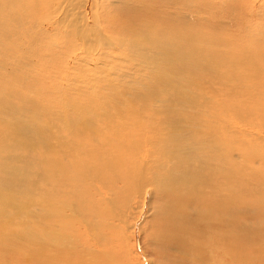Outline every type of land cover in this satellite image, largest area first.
<instances>
[{
    "label": "bare ground",
    "instance_id": "1",
    "mask_svg": "<svg viewBox=\"0 0 264 264\" xmlns=\"http://www.w3.org/2000/svg\"><path fill=\"white\" fill-rule=\"evenodd\" d=\"M30 1L0 0V52L10 58L0 79L11 81L0 88V264H143L131 241L155 192L173 197L159 238L188 264H264V31L254 23L264 0H182L209 13L204 29L226 10L244 32L255 24L243 42L180 30L172 15L158 32L156 6L177 15L180 0L128 4L152 29L129 41L128 21L111 27L99 0ZM59 34L74 42L69 53ZM25 48L36 73L21 76L14 61L33 58ZM94 216L130 246L91 250ZM81 237L86 247L70 243Z\"/></svg>",
    "mask_w": 264,
    "mask_h": 264
},
{
    "label": "rangeland",
    "instance_id": "2",
    "mask_svg": "<svg viewBox=\"0 0 264 264\" xmlns=\"http://www.w3.org/2000/svg\"><path fill=\"white\" fill-rule=\"evenodd\" d=\"M21 1L23 3H26V4L31 3L30 0L29 1L28 0H21ZM132 1L133 0H131V1L130 0H99V2H100L99 7H101V8L102 7H105L106 12H107V14H106L107 15V19H108L107 21L110 22L109 25L111 27L112 26H116L115 23H116L117 19L120 20V17H121V20L128 21V23L130 24L129 26L126 27V29L124 28L123 31H124L125 34H122L119 31H117V32H119L120 34L123 35L122 38L125 39L126 41H129V39L131 40L138 33H139V36H141V34H143V33L144 34H151V32H152V29H150V25L146 24L147 25V29H146L145 28L146 27V25H145L146 22H142L141 19H140V21H138V19H136V18H138V15H136L135 17H132V14L133 13H137L138 12L136 9H133L132 7L128 6V4H133L134 3ZM222 1L220 3H223ZM39 2H41V4H43V5H45V3H44L45 0H40ZM160 2L161 1H158L156 3L158 4ZM179 5H180V9H182V10L178 9V14L177 15H173L172 14V9H170L169 12H168L167 9L161 7V3L156 6L158 8H157V11L155 12V17L153 18V22H154L153 25L155 26V29H157L158 32H166L168 30L167 24H168V21L171 18V15L173 16L172 19L175 20L176 25L178 26V28L180 30L187 29L188 32H192V33H195V34H196V32H198V31L201 32V30H202L203 32H205L204 34L205 35H208L209 37L212 34L213 38H215V36H217L218 33H216V32L222 33V36L224 37L225 40L226 39L229 40V38H232V36H235V34H236L239 37H238V40L237 39H235V40L236 41L241 40V42H243V40L246 39L247 37H252L254 33H257L256 36L258 35V32H255L256 25L262 26V29L264 31V19H259V18H264V17H262V16H259V17L256 16V20L254 22L256 25L254 24V27H253L254 31L252 29V33L251 32H248L249 33L248 34L247 32H244L245 30H243V28L239 29V25L235 21V16L236 15L235 14H231L229 10L228 11L226 10V12L224 11V13H217V14H215V16L213 17L214 20L212 21V30H210V29H204L205 28V25L203 24L204 23V20L203 19L204 18L205 19H208V20L212 19V18L209 17V15H208L209 13H205L204 15L201 13L204 16V18H200V13L197 12L196 9H198V8H196L195 5L192 6L189 9V7H186L184 5V1H182V0L179 1ZM220 6L221 7H225L224 4H220ZM22 7L23 6L20 4L19 5V8H20L19 14L22 15V16H24L25 13L22 12ZM159 7H161V9ZM30 12L31 13H34L33 8L30 9ZM262 12L264 14V11H262ZM158 15H160V17ZM220 15H222V16H220ZM242 19L243 18H241V20ZM157 21H160V22L157 23ZM140 22H142V23H140ZM232 22H235V24H232ZM229 24H230V27H228ZM29 26H30V23H29ZM158 27L161 28V29H163V30L159 29ZM24 29H26V28H24ZM24 29H21L20 31L22 32V31H24ZM227 30H229V31H227ZM235 30H237L236 33H235ZM105 31H106V29H105ZM140 31H142V32H140ZM126 32H128V33H126ZM134 33H136V34L134 35ZM114 34H115V36L120 35V34H117V33H114ZM130 35H132V36H130ZM225 36H226V38H225ZM117 37H121V35L120 36H117ZM56 42H58L61 46L66 47L67 48L66 52H68V53H69V51L72 50V46L74 45V42L73 41L72 42H69V43L64 42L63 41V38L61 37L60 34L58 35V38H57ZM29 44H31L30 41L26 43V45H29ZM22 51H23V49H22ZM25 51H26V53L28 55L29 54L32 55L33 58H31V57L28 56L25 59V62L24 61H21L20 58H17L14 61L15 67L18 68V69H23L22 65L25 66L24 67L25 69L22 72L19 73V74H21V76H22L23 72L26 71V70H29L32 75L36 73L35 68H33V67H35V59H36V57L34 56V51H32L31 49L29 50L28 48L27 49L25 48ZM1 52L3 54H5V55L7 54V57L5 59L0 58V63H2L3 66L6 63V66H7L6 69L9 67L7 69L9 71V69H10V58H9V53H8L9 50H5V51H2L1 50ZM1 52H0V57H3L2 54H1ZM68 53L66 54V56H63L62 58H58V62H63V60L67 59L68 58ZM24 55L25 54H23L22 56H24ZM85 56H86L85 58L88 59V61H91V62L93 61L91 55L90 56L89 55H85ZM99 56H101V55H99ZM103 61H105V60H103ZM96 62L97 63L100 62V64L102 65L100 59H96ZM112 65H116V64L109 63L105 69H111V68H113ZM123 65H125V64H123ZM123 65H116V66L119 67V68H122L123 71L125 70V71H127L129 73H134V75H136V72H137V68L135 69L136 66H131V68L128 69V68L124 67ZM133 65H135V64H133ZM42 67H43V69H45L44 63L42 64ZM132 67H134V68H132ZM102 68H104V67H102ZM1 72H2V70L0 69V74H1ZM6 75L8 77V74H5L4 76L6 77ZM35 77H37V75ZM8 78H12V77L9 76ZM132 78H134V76H132ZM59 79H62V77L59 76ZM5 80H3V78L0 79V81H1L0 82V88L4 84L5 87L4 86L3 87L5 89H3V90H5V92H6L7 84H8V82L10 83L11 81H9V79L7 80L6 78H5ZM25 80L26 79L23 80L24 84L22 82L21 85H20L19 82L18 83L17 82H14L15 86L18 85L17 87H15L18 93H22V90L24 89V86H25V83H26ZM128 80H130V79H128ZM55 81H57V80L55 79L54 82ZM44 82L47 83L46 80ZM1 83H2V85H1ZM37 83H38V81H37ZM49 86H50V88H47L46 87V90H49V89L54 90L53 88H51L52 86H54L53 83L52 84H49L48 87ZM42 87H45V86L43 85ZM42 90L43 89L39 88L40 93L43 94V95H45V96H43L41 98L43 100L41 102L42 103L44 102L43 103L44 106L46 107V105H49L50 106L52 103L54 104V101H55L56 97H51L50 98V95L48 97L47 93H45L44 90L43 91ZM47 97H48V99H47ZM52 98H54L53 101H51ZM35 99H37V98H35ZM45 99H47L49 101H47ZM50 101H51V103H50ZM256 142H260V141L257 140ZM261 150L264 152L263 149H261ZM256 155H257V153H256ZM255 164H256L257 167L259 166V164L257 162ZM164 195H165V193L162 194L160 192H155L154 193V196L155 197H154L153 204L149 207L148 210L146 209L147 213L145 211L146 214H144L142 217H140V219H139L140 221H138L139 223H141V225H142V222H143V224L146 222V224L145 225H142L143 228H140L142 230H140L139 227L135 229V234H134V239H133L135 241V245L133 244V241H131V243H132L131 246L135 248V251L133 252V254L131 256L132 257V261L134 263L143 262V264H149L150 260H152L151 261V264H165V263L166 264H176V262H178V264L179 263L180 264H184V263L185 264H188V261L186 259V256L182 252L180 253L179 249L177 250V248H175L174 246H172L170 244H166V245L163 244V243H166V242L164 241V239L161 240L159 238L160 235L162 236L163 233H164V229L162 228L161 223L167 224V220L165 219V216H164V213H165V211L167 209V205H170L169 201L170 202H173V197L167 196V195L164 196ZM97 198H99V197H97ZM168 198H169V200H168ZM139 200L142 201V199H140V198H139ZM149 201H150V197L147 198V203ZM117 206L120 207L122 205L118 202V204L116 205V207ZM158 206H159V208H158ZM137 211H138V209L133 210L134 214H132V216L130 217V219L132 221L131 224L134 222V220H135V218H136V216L138 214ZM123 212H125V211H123ZM161 218H162V220H161ZM92 220H93V224L91 225L92 227H90L91 228L90 229L91 238H90V241H89V244H88V246L91 247V250H95V251L98 250V252H100V255H103V251H106L107 249H110V250L113 249L112 250V253H113V251H121L123 249V247H121V246H123V244L126 245L127 247L130 246V241H129V238H128V235L127 234L125 235V237H124L123 240L121 239V242H120L119 239H118V237L116 235H115V237H113L112 233L110 232L111 229L109 227H100V220H99V218H97L96 216H94V217H92ZM252 221L254 222V219H252ZM96 226H99V227H96ZM95 229H96V231H94ZM59 230L60 229H58V231ZM66 231H67V233L70 232L69 231V228ZM155 236H157V237H155ZM157 238H159V239H157ZM72 241L73 242H70L71 244H75L76 243L77 245H79V247L80 246H83V245H84V247H86L88 240L86 239V237H84V238L81 237L80 239H76L75 241L74 240H72ZM163 245H164V247H163ZM172 248H174L173 249L174 251L172 250ZM179 255L181 256L180 259H178V257H180ZM106 258H107V260H110V259H112V255L110 257L109 256H106ZM185 260H186V262H185ZM92 264H94V263H92ZM190 264H191V262H190Z\"/></svg>",
    "mask_w": 264,
    "mask_h": 264
}]
</instances>
